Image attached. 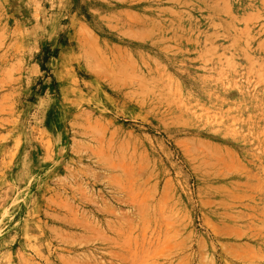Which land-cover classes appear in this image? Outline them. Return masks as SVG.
<instances>
[{
    "label": "rangeland",
    "instance_id": "rangeland-1",
    "mask_svg": "<svg viewBox=\"0 0 264 264\" xmlns=\"http://www.w3.org/2000/svg\"><path fill=\"white\" fill-rule=\"evenodd\" d=\"M0 264H264V0H0Z\"/></svg>",
    "mask_w": 264,
    "mask_h": 264
}]
</instances>
